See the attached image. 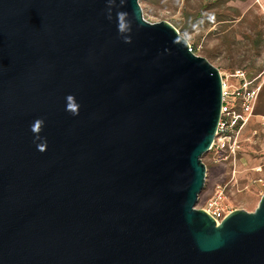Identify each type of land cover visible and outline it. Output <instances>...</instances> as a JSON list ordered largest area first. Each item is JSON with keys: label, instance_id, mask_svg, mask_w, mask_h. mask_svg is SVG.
<instances>
[{"label": "water", "instance_id": "water-1", "mask_svg": "<svg viewBox=\"0 0 264 264\" xmlns=\"http://www.w3.org/2000/svg\"><path fill=\"white\" fill-rule=\"evenodd\" d=\"M219 104L138 0H0V264H264V192L194 206Z\"/></svg>", "mask_w": 264, "mask_h": 264}, {"label": "rangeland", "instance_id": "rangeland-1", "mask_svg": "<svg viewBox=\"0 0 264 264\" xmlns=\"http://www.w3.org/2000/svg\"><path fill=\"white\" fill-rule=\"evenodd\" d=\"M149 22L166 21L219 72L242 68L259 75L261 88L254 113L264 115V0H138ZM254 120V119H253ZM252 124L242 130L232 158L216 160L209 152L201 156L204 181L196 208L223 188L226 208L253 210L264 192V151Z\"/></svg>", "mask_w": 264, "mask_h": 264}, {"label": "built area", "instance_id": "built-area-1", "mask_svg": "<svg viewBox=\"0 0 264 264\" xmlns=\"http://www.w3.org/2000/svg\"><path fill=\"white\" fill-rule=\"evenodd\" d=\"M188 49L190 45L188 44ZM220 104L214 136L208 152L216 160L232 158L237 150V140L246 127L255 126L250 136L256 137L264 151V115L254 113L261 88L259 75H247L242 68L219 72ZM254 119V120H253ZM223 188L217 185L214 194L201 207L216 223L231 209L222 203Z\"/></svg>", "mask_w": 264, "mask_h": 264}, {"label": "clouds", "instance_id": "clouds-1", "mask_svg": "<svg viewBox=\"0 0 264 264\" xmlns=\"http://www.w3.org/2000/svg\"><path fill=\"white\" fill-rule=\"evenodd\" d=\"M119 28H120L121 31L124 30V24H123V22L120 23ZM73 112H74V114H75V109H73ZM42 123H43V121H41V120H37V121L35 122V125H34L33 128H32V131H33L34 133H39V131L41 130V125H42ZM36 138L39 139V136H37ZM39 147H40V146L38 145V148H39ZM41 150H43V149L41 148Z\"/></svg>", "mask_w": 264, "mask_h": 264}, {"label": "trees", "instance_id": "trees-1", "mask_svg": "<svg viewBox=\"0 0 264 264\" xmlns=\"http://www.w3.org/2000/svg\"><path fill=\"white\" fill-rule=\"evenodd\" d=\"M190 48H191V51H192V47L190 46Z\"/></svg>", "mask_w": 264, "mask_h": 264}]
</instances>
